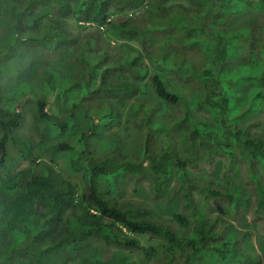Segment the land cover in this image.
I'll return each mask as SVG.
<instances>
[{"label":"trees","instance_id":"16d2710c","mask_svg":"<svg viewBox=\"0 0 264 264\" xmlns=\"http://www.w3.org/2000/svg\"><path fill=\"white\" fill-rule=\"evenodd\" d=\"M181 1L0 0V264L257 263L264 0ZM33 52L47 57L14 60ZM26 114L36 136L18 134ZM123 114L137 147L116 132L91 147ZM122 178L155 194L172 180L176 208L121 198Z\"/></svg>","mask_w":264,"mask_h":264},{"label":"rangeland","instance_id":"374dc122","mask_svg":"<svg viewBox=\"0 0 264 264\" xmlns=\"http://www.w3.org/2000/svg\"><path fill=\"white\" fill-rule=\"evenodd\" d=\"M181 2L183 4L190 3L188 0H182ZM237 19L238 18H233L230 23L233 24L234 22L237 21ZM36 56H39L40 58L43 57V59L47 57L44 53L33 52L32 54H26L24 56H21V58L17 56L14 58V60L20 61L21 63L26 60L24 64H28L30 61L35 59ZM59 68H61L63 72H67L70 70V69H64L63 67H59ZM177 85L181 86V88L183 89L182 91L189 97L188 100L191 101V103L193 100H196L197 89L194 87L193 84H190L188 82H177ZM198 99H201V98H198ZM46 110L49 112L48 108H46ZM193 111H194V115L198 118H204L205 116H207V111L204 108L198 109L196 107ZM27 113H30V112H27ZM80 114L81 115H79V118H80L79 122L82 123L84 120V117H83V113H80ZM255 115L259 118H264V101L259 104L258 108L256 107ZM31 123H33L32 119L29 118V114H26L24 124L21 127V129L18 131V134L20 137L27 135L28 133H32L33 136H36V133L34 130H28V128H30ZM131 125L132 124L130 123L124 122V114H123V118L119 126L113 127L110 130H101V133L97 135V137L91 138L89 143L91 147H93L94 149L98 151H101L106 146L104 142L108 141L109 137H113L112 135L115 134L116 132V134L120 136L121 141L119 143L122 145L124 143V145L126 146V149L130 148L131 146L137 147L138 143L136 141H137L138 133L134 128H132ZM98 138L100 139V141H98ZM99 144L101 145L99 146ZM132 150L127 149V151H130V152ZM22 164H23L22 166L27 165L26 163H22ZM57 169H59L58 172H60L61 177L76 184L78 187L81 186L82 184L81 175L75 174L74 172L71 171L70 163L67 164V160L65 162L63 155H60L59 157H57ZM106 179L101 180L100 185L102 187L110 186L109 177H107ZM119 182L122 183V188H123L121 192V198L125 200H134V201L142 202L143 204H146V205L148 204L151 208V211H153V213L154 211H159V214L163 213V215H167V213L170 212V210L176 208L175 200L177 196H175L173 200L171 197V193H172L171 189L174 183L172 180L165 187V189L163 190L161 194H155L154 192H152L149 188L148 182L138 181V183L134 184L133 181L128 180L126 178H122ZM249 217H250L249 212H246L245 220H249ZM233 224L235 226L234 232H236L238 235H240V232H242L243 230H246V228L242 224V221L241 222L233 221ZM263 242H264L263 234L258 233V232L256 234L253 233L251 235V238L249 239L250 247L248 249L245 248L246 249L245 251L250 256L253 255L258 259L256 264H264V253L262 251ZM240 244H241V241H240ZM119 256L120 255H116V257H119Z\"/></svg>","mask_w":264,"mask_h":264}]
</instances>
